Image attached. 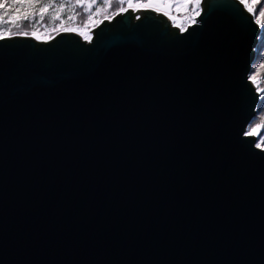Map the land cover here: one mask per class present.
Listing matches in <instances>:
<instances>
[{"label":"water","instance_id":"95a60500","mask_svg":"<svg viewBox=\"0 0 264 264\" xmlns=\"http://www.w3.org/2000/svg\"><path fill=\"white\" fill-rule=\"evenodd\" d=\"M195 20L0 39V264H264L259 28L238 0Z\"/></svg>","mask_w":264,"mask_h":264},{"label":"trees","instance_id":"16d2710c","mask_svg":"<svg viewBox=\"0 0 264 264\" xmlns=\"http://www.w3.org/2000/svg\"><path fill=\"white\" fill-rule=\"evenodd\" d=\"M146 1L131 0L130 5L128 0H124L123 3L116 2V0H112V2L96 0V2L83 4H78L75 0H39V3L33 5L31 9L25 7L21 11L18 4L13 6V0H5V4L0 5V12L5 14L7 11L15 14L9 21H6L3 16L0 32L3 35L7 34L9 36L7 38L28 35L40 44L52 41L67 30L76 32L82 41L84 39L91 41L93 31L103 22L112 20L113 17L120 14L119 12L125 13L127 10H131L129 8L134 4H144ZM169 1L174 12L175 0ZM261 5H264V0H261L260 4L252 6L258 10ZM242 6L248 12L246 6ZM194 7L198 8L199 4L190 2L188 10H193ZM25 15L27 18L21 19ZM250 15L254 22L257 18L261 20L260 25L256 24L259 28V36L255 47L254 61L249 71V77H253L250 81L254 84L259 96L255 116L250 122L255 129L251 135L255 137L257 143L261 142V137L264 136V17H259L258 12L256 15ZM13 20L16 23H13ZM260 148L264 150V142H261Z\"/></svg>","mask_w":264,"mask_h":264},{"label":"rangeland","instance_id":"374dc122","mask_svg":"<svg viewBox=\"0 0 264 264\" xmlns=\"http://www.w3.org/2000/svg\"><path fill=\"white\" fill-rule=\"evenodd\" d=\"M201 2H202V0H200L199 7H200ZM188 5H189V3H178L175 0L174 12H173L172 11V9H173L172 4L169 0H147L144 4H134L129 9H131L133 11V13H135L136 11L140 12V11H147V10H151L153 12H157V11L164 12L165 14H167L169 16V18L175 24H178V25H175L173 28H176V29L179 28V30L183 31L186 27L191 26V25H188L186 27L182 26V24H180V20L176 17V14L187 12L188 11ZM119 13H121V12H119ZM14 14L15 13H13V12L9 13L6 11V13L4 14L5 20L6 21L11 20L13 18ZM135 17H136V19H138V14H136ZM2 24H3V21L0 22V25H2ZM69 33H76V32L66 30L63 34H69ZM5 37L7 38L9 36L6 34V35H3L2 38H5ZM26 37H28V35ZM29 37L31 38V36H29ZM84 42L89 43L90 40L84 39Z\"/></svg>","mask_w":264,"mask_h":264},{"label":"snow or ice","instance_id":"6c2138e0","mask_svg":"<svg viewBox=\"0 0 264 264\" xmlns=\"http://www.w3.org/2000/svg\"><path fill=\"white\" fill-rule=\"evenodd\" d=\"M75 2L78 4H83L85 2H96V0H75ZM105 2H112V0H105ZM116 2L123 3L124 0H116ZM128 2L131 5V0H128ZM176 2H178V3L194 2V3L199 4L200 0H176ZM37 3H39V0H13V6H16L18 4L21 11H23V9L25 7L31 9L33 7V5H35ZM260 3H261V0H251V3H250V0H239L240 5L246 6L248 13H250L252 15H256L258 12L259 17H264V5H261V7L258 10L252 6V5L260 4ZM2 4H5V0H0V5H2ZM3 16H4V13L0 12V22H2ZM26 18H27L26 15L21 17V19H26ZM12 22L16 23V21H14V20ZM193 22L196 23V21H193ZM255 23L257 25H260L261 20L259 18H257L255 20ZM2 37H3V33L0 32V38H2ZM252 79H253V77L250 76L249 80H252ZM254 130L255 129H254L253 125L250 124L248 126V129L244 132V135L249 136L252 134V132ZM261 142H264V136L261 137ZM261 142L256 143L257 148L261 147Z\"/></svg>","mask_w":264,"mask_h":264},{"label":"built area","instance_id":"2783aa9c","mask_svg":"<svg viewBox=\"0 0 264 264\" xmlns=\"http://www.w3.org/2000/svg\"><path fill=\"white\" fill-rule=\"evenodd\" d=\"M199 9V10H198ZM200 12V8H194L193 10H188L187 12H184V13H178L176 14V17L180 20V24H182V26L186 27L188 25H192L194 24L193 21H196L195 19L197 18V14H199ZM157 15L161 14L163 16H165L167 19H169L170 21V24H171V27H174L175 25H178V24H175L167 14H165L164 12H155ZM179 24V25H180ZM179 29V28H178ZM181 31V30H179ZM20 37H26L24 35L20 36Z\"/></svg>","mask_w":264,"mask_h":264}]
</instances>
